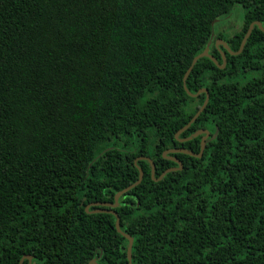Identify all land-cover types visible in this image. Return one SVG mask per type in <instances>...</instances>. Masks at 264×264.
I'll return each mask as SVG.
<instances>
[{
	"label": "trees",
	"instance_id": "16d2710c",
	"mask_svg": "<svg viewBox=\"0 0 264 264\" xmlns=\"http://www.w3.org/2000/svg\"><path fill=\"white\" fill-rule=\"evenodd\" d=\"M232 51L264 0H0V264H128L112 202L133 237L132 264H264V31L256 25L218 67L200 57L212 21ZM108 150L102 152L105 148ZM102 152V153H101ZM100 154V155H99ZM99 155V156H98ZM91 208H89L90 210ZM28 264V259L23 260Z\"/></svg>",
	"mask_w": 264,
	"mask_h": 264
},
{
	"label": "water",
	"instance_id": "95a60500",
	"mask_svg": "<svg viewBox=\"0 0 264 264\" xmlns=\"http://www.w3.org/2000/svg\"><path fill=\"white\" fill-rule=\"evenodd\" d=\"M218 19H214L212 21V25L217 22ZM257 26L260 30L264 31V27L262 26L261 22L258 21V20H255L253 22H251L241 40V43H240V46H239V49L237 51H232L230 49V46L228 45V43L223 39V38H217L215 40V46L218 47V50H219V53L221 54V57H222V62L220 63L218 61V59L212 54L209 52V49H210V44L212 42V39H213V36H214V30H212L211 32V36H210V39L208 40L205 48L203 49V51H201L200 53H198L197 55H195L193 58H192V61L189 65V67L187 68L184 76H183V86H184V89L186 90V92L192 96V97H196L198 96L201 92H205L206 93V96H205V99L203 101V103L201 104V106L197 109V111L195 112V114L189 119V121L184 125L182 126L180 129L177 130V132L175 133V137L178 138L179 140H188V139H191L193 137H196L200 134H203V136L201 137L200 139V150L198 152H194L193 150L191 149H188V148H183V147H176V148H168L166 150L163 151V156L173 160L177 165L176 166H171V167H168L166 168L165 170H163L159 176L155 177V164L153 163V161L148 157V156H138L136 159H135V163L137 162V160H140V159H145V160H148L151 164V177L154 179V180H159L161 179L167 172L169 171H172V170H177V169H181L183 164L181 162V160L176 157V156H169V155H166L167 153H178V152H182V153H186V154H189L191 156H195V157H201L202 154H203V150L205 148V145L207 143V140L206 138L209 136L210 132L208 129L206 128H201V129H198L196 131H194L191 135L185 137V138H179V134L181 132H183L184 130H186L192 122H194L196 120V118L200 115V113L204 110V108L206 107L207 105V102H208V99H209V93L207 91L206 88H200L199 90H197L196 92H191L187 85H186V79H187V76L189 75L194 63L200 58V57H208L210 58L218 67H221L223 68L226 64V54H225V51L231 53V54H237L239 53L244 45H245V42L247 40V38L249 37V35L251 34L254 26ZM221 44L223 46L224 49H221L218 45ZM225 50V51H224ZM217 131H218V128L216 127L215 131L213 132V134L209 137V139H213L216 137V134H217ZM110 147H107L105 148L102 152L108 150ZM101 152V153H102ZM100 155V154H99ZM98 155V156H99ZM138 170H139V174H138V178L132 182L131 184H129L128 186L124 187L123 189L117 191L115 194H114V198H113V201L112 202H109V201H94V202H91L89 204H87L85 206V210L87 212H107V213H111L115 216V227H116V230L122 234L123 236H125L127 239H128V246H127V260H128V264H132V245H133V237L126 233L125 231H123L120 227V217L117 213V211L115 210V208L119 205V198L121 195H123L124 193H126L129 189L133 188L134 186H136L137 184L140 183V181L142 180L143 178V170L140 166H138L136 164ZM90 205H94V206H98L96 209H93V210H89V206ZM27 258L28 259V264H32L31 263V260H32V257L30 255H23L20 260H19V263L18 264H23V260ZM87 264H98L97 263V260L95 257L91 258Z\"/></svg>",
	"mask_w": 264,
	"mask_h": 264
},
{
	"label": "rangeland",
	"instance_id": "374dc122",
	"mask_svg": "<svg viewBox=\"0 0 264 264\" xmlns=\"http://www.w3.org/2000/svg\"><path fill=\"white\" fill-rule=\"evenodd\" d=\"M244 8L241 4H235L231 10V13L227 15L226 19H222L220 22H216L213 26L214 32L219 29L223 30L225 35H229L238 30L243 23Z\"/></svg>",
	"mask_w": 264,
	"mask_h": 264
},
{
	"label": "flooded vegetation",
	"instance_id": "af4514ba",
	"mask_svg": "<svg viewBox=\"0 0 264 264\" xmlns=\"http://www.w3.org/2000/svg\"><path fill=\"white\" fill-rule=\"evenodd\" d=\"M216 39H217V38H215L214 41H213V45H214V46H215V40H216ZM218 46H219L221 49H224L223 46H222L221 44H219ZM215 47L218 49L217 46H215ZM218 51H219V50H218ZM200 136L202 137L203 134H200ZM210 136H211V135L209 134V136L206 138L207 141L210 140V139H209ZM166 155H168V153H167ZM169 156H174V155H169ZM170 160H171V159H170ZM172 161H173V160H172ZM173 162H174V161H173ZM92 202H94V201H92ZM89 203H91V202H89ZM89 203H88V204H89ZM97 207H98V206H94V205H90V206H89V208H91L90 210L96 209Z\"/></svg>",
	"mask_w": 264,
	"mask_h": 264
}]
</instances>
